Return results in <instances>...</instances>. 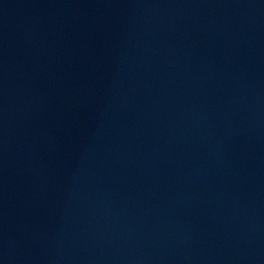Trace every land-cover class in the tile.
<instances>
[{
  "label": "water",
  "instance_id": "1",
  "mask_svg": "<svg viewBox=\"0 0 264 264\" xmlns=\"http://www.w3.org/2000/svg\"><path fill=\"white\" fill-rule=\"evenodd\" d=\"M0 264H264V0H0Z\"/></svg>",
  "mask_w": 264,
  "mask_h": 264
}]
</instances>
